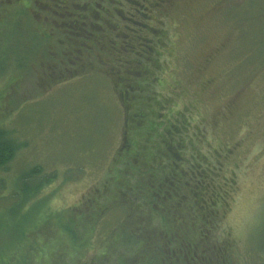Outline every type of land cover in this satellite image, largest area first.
Instances as JSON below:
<instances>
[{"label": "rangeland", "instance_id": "1", "mask_svg": "<svg viewBox=\"0 0 264 264\" xmlns=\"http://www.w3.org/2000/svg\"><path fill=\"white\" fill-rule=\"evenodd\" d=\"M17 1L32 2L0 0V49L24 44L0 64V127L19 144L0 168V245L24 232L38 243L30 264H156L133 257L137 236L129 229L157 219L160 205L138 191L123 200L117 181H147L121 153L115 159L124 113L114 84L145 82L169 120L184 114L186 139L196 149L188 146L187 155L228 191L213 235L234 241L231 264H264V62L256 57L262 46L255 52L264 40V0H121L105 42L114 45V38L120 46H107L88 70L66 80L60 75L75 67L71 55L59 59L65 30L41 25L46 7L37 4L42 9L19 18ZM147 55L154 64L148 83L137 68ZM36 166L41 186L26 199L18 179Z\"/></svg>", "mask_w": 264, "mask_h": 264}, {"label": "trees", "instance_id": "2", "mask_svg": "<svg viewBox=\"0 0 264 264\" xmlns=\"http://www.w3.org/2000/svg\"><path fill=\"white\" fill-rule=\"evenodd\" d=\"M127 1L125 0V2ZM49 3L52 2L49 1ZM72 3L79 5L80 8L85 6L86 9L85 11L78 9L73 14V21L69 22L66 15L68 11L64 7ZM72 3L57 2L55 11L57 14H53L46 10L47 8L42 9L36 6L37 4L45 7L44 3H39L37 0L24 1V4L31 7L32 10L34 7L45 10L46 13L44 12L42 19L48 21L42 22L41 25H52L53 21H57V30H62L59 28L60 24L65 30L61 33L63 42L58 41L59 44H64L59 59L63 61L71 55L67 60L75 68L70 76L61 77L60 75V80H66L68 77L77 76L78 73L82 74L85 70H88V63L93 62L91 58L94 59V56L99 58L101 52L107 46L110 45V48L120 46L119 42L115 43L114 38H110L114 45H112V42H105H108L110 37V30L107 29L115 23L114 20L122 11L123 1L73 0ZM72 9L75 8L72 7ZM96 12L98 13L96 16L98 17L97 21L94 20ZM18 14L21 18L22 15ZM62 15H64V18H62ZM35 25L37 26L36 23ZM31 29L30 34L36 35L35 29ZM35 31L39 33L37 29ZM18 34L20 35L22 32L18 31ZM38 46L42 53L50 56L49 51H47L49 47L46 49L42 42ZM258 46H262L263 50L256 57L261 58V61L264 62V40H262V43L256 44L255 52ZM23 48L24 44L21 45L20 43L17 48L10 47L11 52H4L0 49L2 51V54L0 53V64L3 63L8 54L16 55V51L20 52ZM142 58L140 64L137 62V68L148 83V81H151L150 71L152 72L151 66L154 64L149 55ZM77 66L78 68H76ZM144 84L145 82L138 83L137 86L136 84H128L126 87L125 85L122 86V88H117L114 84V87H116L114 90L123 102L125 118H123L122 142L115 159L121 153L122 160L128 159L131 163H135L136 167H134L142 175L141 179L147 181L145 187L117 181V183L122 182L119 193L126 196L123 199L125 202H127V199L129 200V194L131 193L137 191L145 193V195L148 194L147 196L152 198L151 201L155 200L156 204L160 205V207L158 206L157 219L154 217L149 219L146 226L143 223H135V226L131 224L129 231L135 232L134 235L137 236L135 241L138 246L133 257L138 262L149 261V263L154 262L156 264H231L232 252L235 251L234 241L228 238L227 235L221 237L213 235L223 209L221 205L226 204L228 191L224 186L209 179L208 173L206 174L201 168V161L197 159L192 161L187 155L188 146L192 152L196 149L186 139L187 121L184 114L169 120L168 115H166L168 113L163 111L166 106L165 103L159 102L153 95H149L150 89L142 87ZM129 90H134L135 94L138 95L136 101L130 102L135 96L134 93H130L126 97L125 94ZM18 148L19 144L10 136L9 132L0 127V168L13 159ZM158 166L161 167L159 170L157 169ZM158 171H162L160 177H158ZM40 173V169L36 166L19 177L18 180H21V183L24 184V189L29 191L26 199L39 190L42 181V179L39 180L38 175ZM145 174L147 175L145 176ZM34 179H36V182L30 187L29 185ZM107 188L108 186H105V190ZM18 202L15 203V205H19L14 213L15 216L18 215L22 204ZM155 202L153 201V205H156ZM104 208H102V211ZM134 210L137 211L135 207L131 208L130 213H135ZM155 221L157 224L154 223ZM21 234L12 237L5 236L7 239L5 244L0 245V264L32 263L34 253L31 252L30 248L38 243L34 242V237L30 240L24 236V232ZM36 235H39V231ZM148 248L152 250V253L147 252ZM63 260L61 259V263L51 260V264H64Z\"/></svg>", "mask_w": 264, "mask_h": 264}, {"label": "flooded vegetation", "instance_id": "3", "mask_svg": "<svg viewBox=\"0 0 264 264\" xmlns=\"http://www.w3.org/2000/svg\"><path fill=\"white\" fill-rule=\"evenodd\" d=\"M39 3H40V0H37ZM49 1L50 2H52V3H49ZM165 0H163V2H164ZM18 2V9H20L19 10V13L22 15V17L24 18V14L25 13H28V14H31L32 12H33V10H32V8L31 7H27L24 3H22V2H19V1H17ZM57 2H65L66 4H68L69 2L67 1V0H47V2L46 3H44L45 4V7L47 8V10L48 11H50L51 13H53V14H57L55 11H56V9H57V5H56V3ZM160 2H162V0H160ZM43 3V2H42ZM70 6V7H69ZM69 6H67V5H65V10H67L68 11V13L66 14L67 16H68V18L70 17V16H72L73 14H75L77 11H78V9H80V11H85V9H86V7L84 6V7H82V8H80L79 7V5H74V3H72L71 5H69ZM165 6V5H164ZM72 7H74L75 9L73 10L72 9ZM160 9V11H161V8L162 7H159ZM58 10H60V9H58ZM21 17V18H22ZM62 18H64V15H62ZM53 24L52 25H58V22L57 21H53L52 22ZM61 26H62V24H60ZM56 27H58V26H56ZM72 74V70H68V69H65V71L63 72V74L61 75V77H67V75L68 76H70ZM207 83H209V81L207 82Z\"/></svg>", "mask_w": 264, "mask_h": 264}]
</instances>
